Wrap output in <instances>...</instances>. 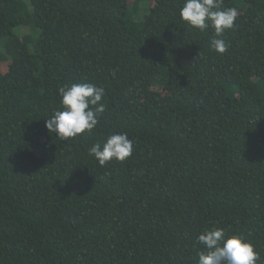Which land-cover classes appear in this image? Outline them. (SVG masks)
<instances>
[{"label": "trees", "instance_id": "obj_1", "mask_svg": "<svg viewBox=\"0 0 264 264\" xmlns=\"http://www.w3.org/2000/svg\"><path fill=\"white\" fill-rule=\"evenodd\" d=\"M184 0H0V264H198L219 226L264 264V0L223 38ZM105 89L91 131L45 127L59 88ZM127 132L133 153L89 149Z\"/></svg>", "mask_w": 264, "mask_h": 264}, {"label": "clouds", "instance_id": "obj_2", "mask_svg": "<svg viewBox=\"0 0 264 264\" xmlns=\"http://www.w3.org/2000/svg\"><path fill=\"white\" fill-rule=\"evenodd\" d=\"M180 17L201 31L210 24L215 32L211 48L223 54L229 47L223 35L226 30L235 27L238 10L223 7L222 0H184ZM59 95L63 107L46 118L45 127L60 140L66 141L85 131L91 133L105 111L101 102L105 89L88 82L73 83L61 86ZM133 147L128 133L118 132L110 134L102 144L98 142L91 146L89 154L103 166L113 158L123 162L132 155ZM196 239L206 249L199 252L198 264H257L258 252L251 241L241 234H229L225 228L214 225L201 232Z\"/></svg>", "mask_w": 264, "mask_h": 264}]
</instances>
